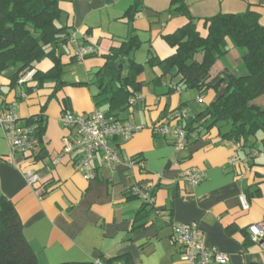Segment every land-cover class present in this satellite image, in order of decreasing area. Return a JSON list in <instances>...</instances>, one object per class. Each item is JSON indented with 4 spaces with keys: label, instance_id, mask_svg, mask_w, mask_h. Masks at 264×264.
<instances>
[{
    "label": "crops",
    "instance_id": "crops-1",
    "mask_svg": "<svg viewBox=\"0 0 264 264\" xmlns=\"http://www.w3.org/2000/svg\"><path fill=\"white\" fill-rule=\"evenodd\" d=\"M138 1L62 0L63 23L79 43L95 46L98 53L78 61L70 44L63 47L64 86L53 98L55 84H48L21 102L17 97L23 95L22 88L0 97V105L18 103L23 121L42 115L47 127L43 159H37L40 148L12 156L0 128V199L14 204L38 264H104L112 259H118L113 264H128L126 257H130V264H183L172 241L174 222L198 223L206 247L228 255L225 264H264V249L250 242L248 232L250 226L264 221V178L257 176H263L264 169H253L246 162L247 174L238 179L228 164L236 155L235 145L222 140L217 128L185 149H178L171 136H154L150 129L160 122L181 126L178 115H198L215 102L226 84L201 97L196 90L179 88L182 76L177 70L159 79L162 70L152 68L148 61L152 55L164 60L175 54L164 38L184 27L188 19L171 12L172 0H140V11L130 21L127 13ZM184 2L202 36L207 35L206 20L219 14L252 10L264 25V0ZM134 37L139 47L129 58L144 66L139 78L145 84L144 99L135 108L129 106L120 119L133 121L144 130L122 145V164L114 175L95 165L96 178L86 180L76 169L75 154L54 166L52 160L62 151L63 138L68 135L61 123L64 108L83 115L96 110L93 97L98 89L78 85L88 84L105 65L106 57ZM244 66L238 49L231 48L216 63L208 82L223 78L225 69L244 75ZM52 67L53 63L45 59L37 70L47 72ZM9 85L8 78L0 76V89ZM261 104L264 106V101ZM135 157L141 166L130 168L128 163ZM189 169L205 173L197 187H187L180 180ZM27 170L39 175L36 187L28 185L24 175ZM135 189L150 194L153 204L145 207L141 197L130 198ZM243 194L249 197L248 211L240 203ZM142 211L147 224L138 228L135 223Z\"/></svg>",
    "mask_w": 264,
    "mask_h": 264
},
{
    "label": "trees",
    "instance_id": "trees-1",
    "mask_svg": "<svg viewBox=\"0 0 264 264\" xmlns=\"http://www.w3.org/2000/svg\"><path fill=\"white\" fill-rule=\"evenodd\" d=\"M139 2L127 13L130 21L140 11ZM61 4L62 0H0V76L10 81L7 90L0 89V97L22 88L24 96L17 97L21 102L48 84H55L54 94L50 97L53 98L63 88L62 48L69 44L73 31L63 23ZM172 8V13L188 19L184 27L164 38L176 52L164 60L152 55L148 64L162 70L159 79L177 70L182 76L179 88L196 90L201 97L208 90H219L223 83L226 84V89L219 93L215 102L198 115L180 120L176 117L181 122L180 127L187 132L188 145L217 128L222 140L239 145L233 157L245 164L248 162L253 169H264V162L259 164L256 160L259 154L264 158V137L261 148L256 146L258 135L264 134V106L260 103L264 97V25L260 15L252 10L241 14H219L206 20L207 35L202 36L197 20L184 0H172ZM138 47L135 37L122 43L119 49L106 57L105 65L88 84L78 85H91L98 89L93 101L96 110L104 112L107 117L122 120L120 116L128 110L130 98L142 93L145 87L139 80L144 66L129 58ZM231 48L240 52L247 73L237 75L225 69L223 78L217 77L208 82L216 63L227 56ZM45 59H49L53 67L47 72L37 70L38 64ZM32 71V79L20 83ZM25 122L37 126L36 149L40 148L37 159L45 158L42 143L47 127L43 116L31 117ZM136 160L137 157L132 159ZM257 176L264 178V175ZM130 195V198L138 197L131 192ZM149 205L144 203L145 207ZM143 212L137 217L135 227L146 226V214ZM249 240L252 242L250 237ZM117 260L104 264H113ZM125 261L130 264V257H126ZM0 264H38L36 254L24 236L23 224L14 204L4 198L0 199Z\"/></svg>",
    "mask_w": 264,
    "mask_h": 264
},
{
    "label": "built area",
    "instance_id": "built-area-1",
    "mask_svg": "<svg viewBox=\"0 0 264 264\" xmlns=\"http://www.w3.org/2000/svg\"><path fill=\"white\" fill-rule=\"evenodd\" d=\"M69 44L74 49V57L78 61H84L88 57L95 56L98 50L91 44L79 43L73 33ZM34 72H29L20 80V83L28 82L32 79ZM144 99L139 93L129 100V106H135ZM133 113L135 109L132 110ZM186 118L178 115V119ZM61 123L68 131V135L63 138L62 151L53 158L52 164L59 165L62 161L76 155V169L86 180L96 178V169L100 168L109 171L114 175L120 167L121 147L131 140L135 134L144 130L130 120H118L115 117H107L100 110H95L91 115L77 114L64 110L61 116ZM0 128L4 138L9 142L11 154H26L36 149V125H28L21 120L18 113V103L14 102L7 106L0 105ZM154 136H171L178 149H185L188 145L187 132L182 127H174L171 123H156L150 127ZM235 148H239L236 145ZM229 166L234 169L238 179L245 178L247 174L246 164L236 157H232ZM130 168L141 166L136 161L128 163ZM25 178L30 187H36L40 182V177L32 170H27ZM205 178V173L196 169H189L182 173L180 180L190 188L197 187ZM133 195L141 197L144 203L153 204V198L148 193H142L138 189L131 192ZM240 203L244 211L250 209V201L243 194ZM172 241L178 249L183 264H225L228 262V255L220 252L217 248H209L204 244V235L198 223L185 224L174 222L172 224ZM249 235L253 243L264 249V221L259 225L249 227Z\"/></svg>",
    "mask_w": 264,
    "mask_h": 264
},
{
    "label": "rangeland",
    "instance_id": "rangeland-1",
    "mask_svg": "<svg viewBox=\"0 0 264 264\" xmlns=\"http://www.w3.org/2000/svg\"><path fill=\"white\" fill-rule=\"evenodd\" d=\"M42 62V61H41ZM40 62V63H41ZM39 63V64H40ZM38 64V65H39ZM245 65V64H244ZM245 67V66H244ZM245 70H246V67L244 68ZM238 73H240V71H238ZM5 90H7L8 88H4ZM261 101H264V97H262L261 98V100H260V103H261ZM264 137V134H259L258 135V143H257V148L258 149H260L261 148V140H262V138ZM257 160V162L259 163V164H262L263 162H264V158H263V156L261 155V154H259V157L256 159Z\"/></svg>",
    "mask_w": 264,
    "mask_h": 264
},
{
    "label": "water",
    "instance_id": "water-1",
    "mask_svg": "<svg viewBox=\"0 0 264 264\" xmlns=\"http://www.w3.org/2000/svg\"><path fill=\"white\" fill-rule=\"evenodd\" d=\"M22 120V119H21Z\"/></svg>",
    "mask_w": 264,
    "mask_h": 264
}]
</instances>
